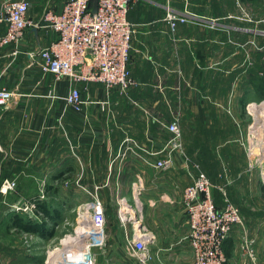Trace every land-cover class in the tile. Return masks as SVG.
<instances>
[{"label": "crops", "instance_id": "0c3cea01", "mask_svg": "<svg viewBox=\"0 0 264 264\" xmlns=\"http://www.w3.org/2000/svg\"><path fill=\"white\" fill-rule=\"evenodd\" d=\"M65 1L30 0L29 15L38 20L48 7L59 10ZM231 1L235 11L224 13L222 0H133L130 65L139 83L127 93L109 91L100 82L55 80L44 73L30 57L56 37L44 24L29 29L17 46L0 48V86L16 93L9 105L0 106V184L15 179L19 196L53 199L60 212L51 223L56 226L70 224L67 214L76 212L78 219L81 205L91 198L86 188L100 186L107 215L105 264H142L130 246L132 231L118 217L119 199L134 203L138 197L141 226L151 234L148 264H192L183 203V190L192 180L184 157L175 153V166L162 169L155 162L166 151L150 153L164 150L172 136L167 125L177 118L190 168L199 164L212 180L216 204H225L223 188L248 214L246 227L235 226L225 240L228 264H255L240 256L242 226L255 240L256 264H264V190L253 189L258 178L245 158L236 163L242 129L229 122L238 121L240 101L255 100L254 94L240 92L241 83L246 78L245 87L253 90L251 75L255 78L264 62V45L260 59L254 40L245 60L239 34L248 40L264 31L223 28L244 2ZM168 5L188 18L175 30ZM4 30L0 23V32ZM75 85L85 100L81 110L61 97Z\"/></svg>", "mask_w": 264, "mask_h": 264}, {"label": "built area", "instance_id": "2783aa9c", "mask_svg": "<svg viewBox=\"0 0 264 264\" xmlns=\"http://www.w3.org/2000/svg\"><path fill=\"white\" fill-rule=\"evenodd\" d=\"M132 2L133 0H66L61 9L48 7L43 16L35 20L29 15L30 0H6L0 9V23L5 24V30L0 32V48L17 46L29 29L39 28L44 24L55 31L56 37L49 45L30 52L33 63L44 73L53 75L55 80L100 82L109 91L118 89L127 93L139 83L133 76L130 65L135 32L128 17ZM168 9L167 17L173 30L177 29L180 22L188 20L186 16L174 12L169 5ZM15 96L12 89L0 86V106L9 105ZM61 97L67 106L77 110H81L85 103L82 88L78 85ZM167 127L172 133L167 146L164 150L150 153L156 155L166 151L155 162V166L162 169L175 166V153L184 157L185 168L192 180L183 190V203L189 225L188 238L194 251L192 264H228L224 243L235 226L244 224L241 209L221 187L225 204L221 207L216 204L212 180L200 170L199 164L194 163L196 170L190 168L179 119H174ZM17 187V180L6 178L0 191L8 193ZM99 188L98 185L92 189L86 188L91 198L81 205L74 231L65 234L60 242L62 246L55 247L54 250H59L53 254L51 264H95L97 250L107 246V215ZM43 198L44 196L18 200L12 204L11 209L39 218L38 200ZM118 204L121 221L133 224L130 246L142 264H148L151 258V234L141 226V202L138 197L134 203L120 198ZM241 244L245 254L256 264L258 256L255 240L244 236Z\"/></svg>", "mask_w": 264, "mask_h": 264}, {"label": "rangeland", "instance_id": "374dc122", "mask_svg": "<svg viewBox=\"0 0 264 264\" xmlns=\"http://www.w3.org/2000/svg\"><path fill=\"white\" fill-rule=\"evenodd\" d=\"M222 6L224 13L229 12L230 10L235 11L236 9V4L231 0H222ZM237 9H238L237 10L238 13H235L236 15L234 16L233 19L234 21L232 22L227 21L228 27H223V28H231V25H234L235 27H239V28L249 27L254 30L264 31V0H247L242 3L239 2ZM223 22H225V20ZM250 40H254L256 42L254 51L258 53V56H260V59H262L261 57L262 53L261 50L259 49H261L264 45V33L260 35V37L252 36L248 40L242 37V34H239L238 45L240 47V50L243 49L245 50V60H246V52L251 46ZM254 75H256L255 78H253V76L251 75V80L249 81V83L251 84L253 83L254 85L253 90L251 87H247V88L245 87L247 84H245L246 78H244V80H242L241 83L243 89L240 92L245 91V93H249V94L251 93L250 96L254 94L255 100L240 101V103H238L239 105L238 108L240 109L241 113L240 116L237 117L238 121L232 122V119H229V122L230 124H235L237 126L239 124L240 128L242 129V132L240 134L241 150H238L239 153L236 156L237 159L236 163L238 162L243 163L244 158L246 159L247 167L249 168V170H254L258 178L257 182L256 181L253 182L252 187L255 191L258 190L261 193L264 190L261 188V187L264 188V143L262 139L263 132L260 126H262V124L264 123L263 120L264 118L258 119L257 111L260 110L259 111L260 113L264 112V106L260 105L264 101V62L261 63L259 70ZM243 130L245 132H243ZM244 184L246 183L244 182ZM246 186L247 185H245V188ZM17 191H18V187L16 190H13V192L3 193L0 191V202H2L0 204V264H51V259L53 258L52 257L53 254L57 253L59 250V249L54 250L55 247L62 246L60 244L61 239L65 236V234L74 231L75 227L77 226L76 225L77 213L75 212L72 214L65 215V217H67L70 221L69 225H64V224L58 226L53 225L55 227L54 229L55 235L53 237H49V238L42 237L34 232H26L20 230L18 228L13 227V225H8L9 223L8 216L11 212H18L23 214H28V213L23 211L12 210L11 206L18 200H28V199H32V197L27 198V197L19 196L17 194ZM10 193H13L14 196L13 195L11 196ZM11 198H14V200H12ZM259 205L260 206L263 205L261 198L259 199ZM7 209H9V211H7ZM242 214L244 218V224L246 227L245 217L248 218V214L245 213ZM28 216L31 217L29 214ZM119 220H121L120 217ZM122 224L124 223L122 222ZM125 224L128 225L130 231H133L132 222L127 221ZM243 226H242L243 228L242 233H244V236H249L246 233V228ZM228 245L225 246L226 253H227V248L228 249L230 248ZM106 247L108 246L105 245L104 248H100L97 250V259L95 264L106 263L103 260L104 259L103 253L106 250ZM238 250L240 251V256L243 257L246 256L244 250L242 249V244H240V242H239Z\"/></svg>", "mask_w": 264, "mask_h": 264}, {"label": "trees", "instance_id": "16d2710c", "mask_svg": "<svg viewBox=\"0 0 264 264\" xmlns=\"http://www.w3.org/2000/svg\"><path fill=\"white\" fill-rule=\"evenodd\" d=\"M247 1V0H241ZM37 198V197H34ZM33 199V198H32ZM38 208L40 217L38 219L31 218L28 214L11 212L8 216V225H13V227L26 232H34L42 237H53L55 234V227L51 225L52 221H58V216L60 212L57 210L54 200H38ZM11 223V224H10ZM56 224V223H55ZM54 224V225H55ZM225 246V243H224ZM227 251V255H229Z\"/></svg>", "mask_w": 264, "mask_h": 264}, {"label": "bare ground", "instance_id": "6f19581e", "mask_svg": "<svg viewBox=\"0 0 264 264\" xmlns=\"http://www.w3.org/2000/svg\"><path fill=\"white\" fill-rule=\"evenodd\" d=\"M261 106H264V101L260 104ZM257 108H259V107H257ZM260 110H258L257 111V118L258 119H263L264 118V112H262V113H260L259 112ZM264 120V119H263ZM260 128H261V130H262V132H263V137H262V139H263V143H264V123L262 124V126H260ZM258 129V128H257ZM257 131V130H256ZM54 252V251H53Z\"/></svg>", "mask_w": 264, "mask_h": 264}]
</instances>
